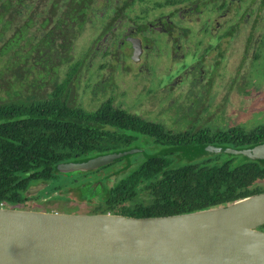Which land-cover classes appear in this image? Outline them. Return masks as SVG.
Listing matches in <instances>:
<instances>
[{
    "label": "trees",
    "instance_id": "trees-1",
    "mask_svg": "<svg viewBox=\"0 0 264 264\" xmlns=\"http://www.w3.org/2000/svg\"><path fill=\"white\" fill-rule=\"evenodd\" d=\"M96 1L0 0V206L25 208L39 198L89 199L90 213L148 217L205 209L263 192L258 183L264 180V159L246 153L264 145V124L219 129L197 119L195 124L169 129L113 105L111 97L85 109L73 102L72 92L85 57L124 17L130 29L114 49L119 53L111 51V61L100 68L112 69L114 58L123 59L119 54L122 44L128 45V36H139L143 45L158 44L156 38L142 35L146 30L158 28L156 33L175 44L190 29L180 25V19L192 14L202 19V35L209 38L203 51L214 50L215 68L223 57L220 41L229 42L248 21L242 52L252 47L254 60L264 47L260 24L264 0H100L104 7L100 31L74 59V43L89 24ZM231 10L236 20H217ZM174 26L180 34H172ZM259 28L263 31L256 33ZM195 50L193 57L202 51ZM199 60L204 57L195 62ZM242 61L243 56L236 75ZM211 81L210 77L205 84ZM141 137L152 146L141 151V159L133 160L128 149L140 147L133 142ZM210 146L233 151L210 153ZM108 153L120 155L86 172H63L68 162ZM221 153L226 157L219 159ZM85 174L100 182L94 188L82 183L79 178ZM35 184L43 185L31 194ZM259 229L264 230V224Z\"/></svg>",
    "mask_w": 264,
    "mask_h": 264
},
{
    "label": "rangeland",
    "instance_id": "rangeland-1",
    "mask_svg": "<svg viewBox=\"0 0 264 264\" xmlns=\"http://www.w3.org/2000/svg\"><path fill=\"white\" fill-rule=\"evenodd\" d=\"M101 4V1L97 0L92 6L89 24L74 43V59L85 52L84 50L100 31L101 23L104 21V7ZM142 6L135 5L133 11H137ZM262 9L260 24L264 25V7ZM167 10L168 7L163 8L164 12ZM157 13L158 11H155L154 16ZM232 13L233 10L222 17H217V20L221 23L232 22L236 20ZM152 16V14L149 15V17ZM189 17L190 19L188 17L180 19V25L188 26L190 29L185 37L179 36L175 44H172V38L166 39L163 34L156 33L159 32L158 28L146 30L142 35L156 38L158 44L151 42L152 44L143 45L139 36H133L141 43L142 50L138 60H131V48L126 41L128 45L123 43L122 53L119 54L122 55L123 61L114 58L112 69H108L106 65L100 68L98 66L101 63L111 61L110 53L117 49L121 34L130 29L128 19L124 17V21L111 29L113 34L109 32L106 37L99 39L93 46V50L85 57L84 65L77 77V85L72 92L73 102H79L85 109H94L103 100L111 97L113 105L141 115L144 119L162 122L169 129L183 127L186 123L185 115H192L193 112L201 124L211 128L221 129V127L234 125L249 129L264 123V79H256L250 74L245 75V65L236 75L249 21L240 25L239 31L229 42L220 41L223 57L218 60L215 68L214 50L212 51L211 48L208 52L203 51L209 38L202 35L200 27L202 19L197 18L196 14ZM261 30L263 31L259 28L256 33L262 32ZM177 33L180 34L179 29L174 26L172 34ZM171 46L174 48L173 53ZM195 49L202 51L198 52L199 56L197 54L193 57L197 53ZM252 49L251 47L248 49L247 59ZM104 50H106L105 53H103ZM114 53L118 55L119 52ZM261 54L264 63V52ZM196 57H204V61L195 62ZM187 67H192L194 72L201 68L197 81L194 80L191 84L190 79L195 73L189 72ZM209 77H212V82L207 86L205 83ZM169 82L172 83L171 86H168ZM230 84L231 87L228 89ZM224 157L226 156L223 153L218 156L219 159ZM258 184L264 188V180ZM42 185H33L29 192L35 194ZM23 209L39 211L53 209L65 213H87L89 206L83 202L71 204L65 199L39 198L31 200L29 206Z\"/></svg>",
    "mask_w": 264,
    "mask_h": 264
},
{
    "label": "water",
    "instance_id": "water-1",
    "mask_svg": "<svg viewBox=\"0 0 264 264\" xmlns=\"http://www.w3.org/2000/svg\"><path fill=\"white\" fill-rule=\"evenodd\" d=\"M126 41L131 60H138L140 40L128 36ZM208 151L233 150L210 146ZM246 154L264 159V145ZM119 155L68 162L63 172L95 169ZM262 224L264 191L166 216L0 206V264H264Z\"/></svg>",
    "mask_w": 264,
    "mask_h": 264
},
{
    "label": "flooded vegetation",
    "instance_id": "flooded-vegetation-1",
    "mask_svg": "<svg viewBox=\"0 0 264 264\" xmlns=\"http://www.w3.org/2000/svg\"><path fill=\"white\" fill-rule=\"evenodd\" d=\"M245 36H246V34H245ZM245 38V37H244ZM244 44H245V42H244ZM243 44V45H244ZM252 48V47H251ZM248 49H250V47L249 48H247V50L246 51H244V52H242V54H241V56H243V61H242V68H243V66L245 65V68H244V72H246V74L245 75H248V74H250V75H254L255 76V78L256 79H261V80H263L264 79V63H263V57H262V52H264V47H263V49L261 48V49H259V51H258V53H259V55H258V57L256 58V59H252V56L250 55L249 56V59H247L246 58V53H247V51H248ZM253 50L254 49H252V51H251V53L250 54H252L253 53ZM243 51V50H242ZM241 69V68H240ZM199 75V73L197 74V76ZM197 76L196 77H193L192 79H190V84L194 81V80H196L197 81ZM199 77V76H198ZM210 78V77H209ZM208 78V79H209ZM211 79H212V77H211ZM212 82V81H211ZM170 84V86L172 85V83L171 82H169ZM241 83H243V82H241ZM244 84V83H243ZM242 84V85H243ZM171 89V88H170ZM171 91V90H170ZM189 112V111H188ZM142 118H144V117H142ZM197 119H199V118H197L196 116H195V112H193V114L192 115H185V122L186 123H184L185 125H183V126H186V125H188L190 122H193L194 124H195V122L197 121ZM148 120V119H147ZM154 121H156V120H154ZM189 122V123H188ZM261 124H264V123H261ZM165 125V124H164ZM258 125V124H257ZM135 145H139L140 147H137V146H135V147H133V148H130V149H128L131 153H134V157H133V160H139V159H141L142 158V153H141V151H143V152H146V150H148L149 149V147H151L152 146V144L151 143H149V142H147V141H145L142 137L141 138H135L134 139V142H133ZM86 172V171H85ZM63 178H66V177H63ZM79 180H81L82 181V183H90V186L92 185V186H94L95 184H97V183H99L100 182V180H97V179H95V177L94 176H90V174H85V175H83V176H81L80 178H79ZM81 197V196H80ZM84 199L83 200H86L87 199V195H86V198L85 197H83ZM81 199V198H80ZM79 199V200H80ZM67 200L68 201H70L71 202V204L73 203V204H79V203H81V202H83V201H77V200H75V199H71V198H67ZM83 203H87L88 204V206H89V209H90V207H91V205H92V202L90 203L89 202V199H87L86 201H84ZM88 209V210H89ZM87 210V211H88ZM87 213H90L89 211L87 212Z\"/></svg>",
    "mask_w": 264,
    "mask_h": 264
}]
</instances>
